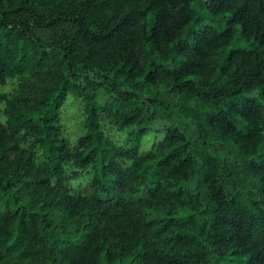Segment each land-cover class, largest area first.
I'll use <instances>...</instances> for the list:
<instances>
[{"label": "trees", "instance_id": "obj_1", "mask_svg": "<svg viewBox=\"0 0 264 264\" xmlns=\"http://www.w3.org/2000/svg\"><path fill=\"white\" fill-rule=\"evenodd\" d=\"M8 82L0 264H264V0H0Z\"/></svg>", "mask_w": 264, "mask_h": 264}, {"label": "rangeland", "instance_id": "obj_2", "mask_svg": "<svg viewBox=\"0 0 264 264\" xmlns=\"http://www.w3.org/2000/svg\"><path fill=\"white\" fill-rule=\"evenodd\" d=\"M231 48V46L227 47V50ZM10 88V82H8L5 86L0 87V91H5ZM256 95V92L253 93ZM60 123L62 127V133L64 136L68 137L70 140H74V138L81 133L83 129V119H84V107L83 103L76 98L69 96L63 107H62ZM103 128L106 135L118 142L121 143L124 140V132L118 131L114 126L109 125L107 120L102 117ZM161 130H153L150 135H148L145 140V149L150 146L155 137H160L162 134ZM69 188L72 192H81L88 193L89 185L88 178L85 174H81L80 176L70 180L68 183Z\"/></svg>", "mask_w": 264, "mask_h": 264}]
</instances>
